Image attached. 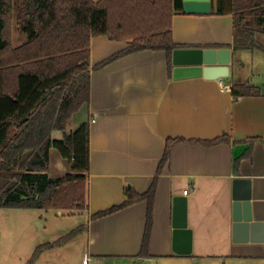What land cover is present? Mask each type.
I'll list each match as a JSON object with an SVG mask.
<instances>
[{"label": "crops", "instance_id": "obj_1", "mask_svg": "<svg viewBox=\"0 0 264 264\" xmlns=\"http://www.w3.org/2000/svg\"><path fill=\"white\" fill-rule=\"evenodd\" d=\"M232 27L230 13L179 12L173 17V37L179 43L231 44V72L222 79L176 80L166 52L152 49L130 53L100 69L92 68L90 100L67 125V130H76L90 122L88 204L83 212L70 213L83 214L86 219L83 232L75 239L80 249L79 264L86 254L92 264H198L213 260L264 264L263 232L258 237L248 232L234 239L236 178L250 181L241 184V192L251 196L254 219L264 222V81L254 84L259 94L233 95L232 85L240 82L237 73L244 64L243 52L250 50L234 54ZM127 46V41L94 36L91 65ZM223 134L229 139L204 143ZM63 136L62 130L52 133L53 138ZM176 137L184 140L173 144L158 172L167 141ZM251 138H257L252 145L248 141ZM54 150L51 171L58 166L52 162ZM155 180L153 228L148 254L142 255L147 201L100 218L93 219L92 215L124 202L129 188L146 192ZM177 195L187 197L188 226L193 231L191 254L173 250V199ZM55 250H46L41 256Z\"/></svg>", "mask_w": 264, "mask_h": 264}, {"label": "trees", "instance_id": "obj_2", "mask_svg": "<svg viewBox=\"0 0 264 264\" xmlns=\"http://www.w3.org/2000/svg\"><path fill=\"white\" fill-rule=\"evenodd\" d=\"M212 14L233 15V51H264V0H217ZM184 12L182 0H0V207L85 209L88 204L90 122L67 130L72 116L90 100L91 70L133 52L165 51L170 68L173 50L180 47H230L231 44H184L173 37V17ZM205 14V13H203ZM16 20L26 41L13 45L10 24ZM106 35L128 46L91 65V39ZM236 97L259 94L254 84L235 82ZM55 130L63 138H53ZM223 134L206 144L228 140ZM257 138L248 141L252 143ZM169 138L158 172L169 158ZM192 142L197 140H190ZM252 147V146H251ZM250 147V148H251ZM70 163L63 176L51 175L52 149ZM249 149L248 152H250ZM156 180L138 193L127 190L121 204L98 211L100 218L147 201L142 255L148 254L153 228ZM84 226L53 242L38 245L27 264L41 254L77 238Z\"/></svg>", "mask_w": 264, "mask_h": 264}, {"label": "rangeland", "instance_id": "obj_3", "mask_svg": "<svg viewBox=\"0 0 264 264\" xmlns=\"http://www.w3.org/2000/svg\"><path fill=\"white\" fill-rule=\"evenodd\" d=\"M10 31L13 45L19 46L26 41L27 37L15 19L10 24ZM260 38L264 43V38ZM243 61L244 64L238 68L237 73L240 82L256 84L264 81V51H244ZM52 162L58 164L57 169L52 167V176H63L68 172L69 161L67 162L56 150H54ZM84 210L63 209L61 214L56 209L0 207V264H26L36 246L58 239L81 225L84 226L86 219L83 214H70ZM75 239L57 248L47 257L42 255L36 263L79 264L81 261L80 249L78 246L76 248L77 240ZM161 263L163 262H154L153 264ZM177 263L178 261L165 264ZM198 264L224 263L213 260L200 261Z\"/></svg>", "mask_w": 264, "mask_h": 264}, {"label": "water", "instance_id": "obj_4", "mask_svg": "<svg viewBox=\"0 0 264 264\" xmlns=\"http://www.w3.org/2000/svg\"><path fill=\"white\" fill-rule=\"evenodd\" d=\"M187 13L207 14L212 11V0H182ZM232 62L231 47H180L173 50L172 75L176 80L204 77L222 79L230 75ZM250 182L247 178L234 180L233 230L234 239L244 233L254 235L264 233V222L254 219L251 196L241 192V184ZM173 250L178 254H191L193 250V231L188 226L187 197L177 195L173 199ZM264 235V234H263ZM244 237V236H243ZM258 237V236H257ZM261 239V238H260ZM264 239V236H262Z\"/></svg>", "mask_w": 264, "mask_h": 264}, {"label": "built area", "instance_id": "obj_5", "mask_svg": "<svg viewBox=\"0 0 264 264\" xmlns=\"http://www.w3.org/2000/svg\"><path fill=\"white\" fill-rule=\"evenodd\" d=\"M187 193H188V190L186 189V190L184 191V194H187ZM82 264H92V258H91V256L88 255V254H86V255L84 256V258H83V262H82Z\"/></svg>", "mask_w": 264, "mask_h": 264}]
</instances>
